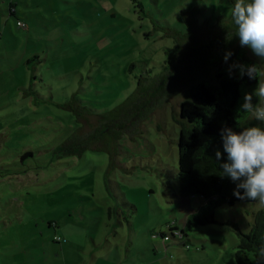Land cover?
Returning <instances> with one entry per match:
<instances>
[{"label": "rangeland", "instance_id": "obj_1", "mask_svg": "<svg viewBox=\"0 0 264 264\" xmlns=\"http://www.w3.org/2000/svg\"><path fill=\"white\" fill-rule=\"evenodd\" d=\"M233 6L0 0V264H236L240 233L264 206H220L183 245L202 198H183L177 173L181 101L216 82L213 56L241 47ZM241 48L264 83V60ZM141 78L142 93L160 84L142 97L147 115L109 120Z\"/></svg>", "mask_w": 264, "mask_h": 264}, {"label": "trees", "instance_id": "obj_2", "mask_svg": "<svg viewBox=\"0 0 264 264\" xmlns=\"http://www.w3.org/2000/svg\"><path fill=\"white\" fill-rule=\"evenodd\" d=\"M247 2H251V0H247ZM14 5L13 1L8 4V15L18 17ZM19 22L23 21L18 18L17 27L27 29L24 22V26H21ZM232 53L226 62L223 59V54L213 56L210 62L216 67V82L200 81L193 84L188 97L180 103L177 140V173L180 181V193L183 198L197 195L203 201L186 218L184 228L181 230L183 234L178 238L183 245H186L183 237L186 236L188 229L196 225L216 222L215 210L218 207L233 206L237 202L245 204L252 202V200L236 198L233 195L235 183L227 176H221L220 163L227 162V154L222 147L221 130L224 127H230L236 132L248 127L264 128V122L252 118L250 114L242 110L238 111L243 103L244 94L252 92L259 83L260 71L257 80H250L246 75L240 77L237 72L239 68L232 67L233 64L251 65L257 64V62L249 58L241 47ZM168 68L169 66L165 67V70ZM171 72L168 69L164 78L172 76ZM137 84V88L123 102L113 108L110 117H108L109 120L118 124L123 122L126 124L127 121L142 120V117L147 115L150 101L142 102V97L148 96V94L154 96L160 88V84L152 83L153 88L144 93H142V78L138 80ZM70 108H72V102H70ZM216 150L222 154L219 162L215 157ZM60 151L66 155L70 152V148L62 147ZM49 225L51 226V223ZM162 235L163 237L167 236L165 233ZM262 246H264V209L252 214L249 232L240 233L234 253L236 264H264V258L259 256Z\"/></svg>", "mask_w": 264, "mask_h": 264}, {"label": "clouds", "instance_id": "obj_3", "mask_svg": "<svg viewBox=\"0 0 264 264\" xmlns=\"http://www.w3.org/2000/svg\"><path fill=\"white\" fill-rule=\"evenodd\" d=\"M231 17L237 26L240 46L250 48L254 55L264 60V0H235ZM232 54L226 51L224 61ZM232 67L239 68L240 77L246 75L250 80H257V64H233ZM254 96L258 98L255 105L252 102ZM241 110L264 122V83H257L252 92L244 94L238 111ZM220 135L223 151L227 154V162L220 163L221 176H227L235 183L233 195L236 198L258 201L264 206V128L248 127L236 132L224 127ZM221 155L219 150L215 151L218 162ZM259 256L264 258V246L260 248Z\"/></svg>", "mask_w": 264, "mask_h": 264}, {"label": "built area", "instance_id": "obj_4", "mask_svg": "<svg viewBox=\"0 0 264 264\" xmlns=\"http://www.w3.org/2000/svg\"><path fill=\"white\" fill-rule=\"evenodd\" d=\"M19 24H20L21 26H24V23H23V22H19ZM172 233H173V232H172ZM182 234H183V233H182V231H181V234L178 235V236L181 237ZM164 238L167 239L168 237H167V236H164ZM54 239L57 240V241L60 240V238H59L58 236L54 237Z\"/></svg>", "mask_w": 264, "mask_h": 264}, {"label": "crops", "instance_id": "obj_5", "mask_svg": "<svg viewBox=\"0 0 264 264\" xmlns=\"http://www.w3.org/2000/svg\"><path fill=\"white\" fill-rule=\"evenodd\" d=\"M203 201L201 200V203H202Z\"/></svg>", "mask_w": 264, "mask_h": 264}]
</instances>
